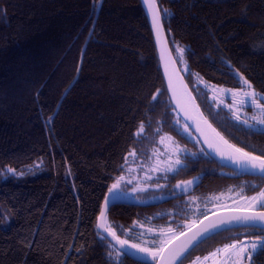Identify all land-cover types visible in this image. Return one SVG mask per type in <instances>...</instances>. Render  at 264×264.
Masks as SVG:
<instances>
[{"label": "trees", "instance_id": "trees-1", "mask_svg": "<svg viewBox=\"0 0 264 264\" xmlns=\"http://www.w3.org/2000/svg\"><path fill=\"white\" fill-rule=\"evenodd\" d=\"M156 2L172 54L204 114L231 142L264 156V126L236 121L230 96L226 106L217 99L233 89L264 97V0ZM178 49H186L183 63ZM240 115L255 124L251 117L260 113L245 105ZM183 125L140 0H0V264H146L117 258V248L100 239L101 205L120 176L132 181L124 180L115 195L126 202L112 204L106 218L134 243H151L149 228L157 237L169 226L179 234L202 213L223 208L220 195L261 187L264 178L201 152ZM177 145L188 155L180 157L186 167L142 181L162 153L174 163ZM192 177L198 179L189 191L176 190ZM140 180L163 187L133 191ZM149 194L163 196L139 198ZM236 230L206 239L182 264L236 239Z\"/></svg>", "mask_w": 264, "mask_h": 264}, {"label": "snow or ice", "instance_id": "snow-or-ice-1", "mask_svg": "<svg viewBox=\"0 0 264 264\" xmlns=\"http://www.w3.org/2000/svg\"><path fill=\"white\" fill-rule=\"evenodd\" d=\"M145 3L149 5V11H152L155 7V0H145ZM158 20H159V12L158 10L153 14V23L154 26L158 27ZM179 53L181 54L180 62L183 63V53L186 49H178ZM243 80V84L247 86L248 89H251L252 86L249 82L241 77ZM169 89H172V81L171 78L169 79ZM242 95L239 100L234 101L235 105H239V107H234L232 105H228L227 107L232 112L234 119L238 122L243 123L245 126L252 128L256 125L264 126V97H260L254 90H241ZM235 95V93H234ZM153 99H157V97H153ZM253 106L256 110L259 111V116H252L251 120L255 121V124L250 123L248 118H242L240 113L241 107L243 106ZM181 121L177 119L176 124L179 125ZM206 123V121H205ZM192 127L191 124L185 120L183 125L184 132L187 133L189 136L192 133L189 129ZM211 128V125H208ZM159 131V130H157ZM197 131H200L197 128ZM143 132V125H141L140 133ZM212 132L215 133L216 137H219V140L222 142L223 145L227 146L228 149H231L232 152L239 154L231 155L226 153L218 144L209 141L208 137H205V143L208 145L209 149L215 151V153L220 156L222 160H229L232 164L235 165L237 169L239 168H251L254 171H259L261 178H264V156H254L250 152L244 151L242 148L236 147L233 144H230L227 140L224 139L223 136L220 135L219 132H216L215 129H212ZM138 133L137 135H139ZM164 137H161V143L164 142ZM171 140V137L167 138ZM199 141V138H196ZM201 152H204V149L201 148ZM165 153H162V155ZM174 154L176 155V159L174 163H168L166 167L160 168L159 166L154 167L151 169L153 172H164L167 173H178L186 167L184 164V160L180 157L183 155L184 159L188 158V155L185 154V150L181 149L178 145L175 146ZM131 155H135L132 153ZM190 155L194 156L195 153H191ZM207 155V152H205ZM127 162V158H126ZM9 172H12V169H8ZM147 179H152L151 176H147ZM198 179V178H196ZM124 176H120L115 183L108 189V192L111 196L115 197V195L121 191V183L124 182ZM126 183H132L131 180L126 181ZM195 180L193 181H186L183 182L184 187L180 184L176 186L177 189L181 191H187L188 187L193 185ZM157 187H163L162 185H157ZM145 191V188H134L133 191ZM247 199L250 203L244 207H233L231 209H227V211L236 213L235 215L227 216L226 218L219 219L215 222H210L207 225H203L202 227H197L196 223L193 222L190 225H184L185 231H180L179 235H176V230L173 229L171 226L168 227L167 232L163 228L159 229V237L151 235L153 232L152 228L148 229L149 239L151 243H130V237L121 239L119 235H117V229L113 227L106 218V211H107V202L109 197H105V206L101 208L99 214V223L97 224L98 229H102L104 232H107L108 236L112 238L119 246L116 249L117 258L121 254H127L125 249H134L139 253L145 254L146 257H151L152 261H156L157 264H182L183 259L187 258L188 255L191 254V251L198 248L201 244L204 243L206 239H210L213 235H220L221 231L228 230L225 228L226 225H236L239 227H243L245 229H250V232L242 233V235H253L257 232L264 233V211H255L253 209H264V190H261L256 196L244 198ZM235 203V201H234ZM205 219H208L207 213H202ZM216 215V213H213ZM135 224V222H134ZM201 224L203 222L201 221ZM107 225V226H106ZM193 228L197 230L193 232ZM168 233H171L172 236L169 238ZM187 233H192L191 236L187 238V240L183 243V245L178 249L173 251L169 248V245L172 243L173 239H179L180 236H186ZM145 234L141 233L143 237ZM100 239H106L104 236H100ZM159 239V245H157L156 240ZM109 248H113L114 246L112 243L107 245ZM260 250H264V236H258L256 241H248V240H239L237 237L235 242L230 244H225L222 248H218L214 250L212 253H209L208 256L203 258L197 257V261L201 259L203 261H208L210 258L219 257V259L214 261V264H245V260L251 264V259L255 253ZM167 253V255H166ZM109 255L111 256L112 253L110 252ZM193 264H197L196 261Z\"/></svg>", "mask_w": 264, "mask_h": 264}, {"label": "water", "instance_id": "water-1", "mask_svg": "<svg viewBox=\"0 0 264 264\" xmlns=\"http://www.w3.org/2000/svg\"><path fill=\"white\" fill-rule=\"evenodd\" d=\"M141 6L144 10V13L147 17L148 24L151 30L153 42L155 45L158 61H159V67L161 70V74L163 77L164 85L166 88V92L168 95V98L170 100L171 105L173 106L174 110L178 114V116L183 120L185 123V120L189 124L192 125L190 128L191 132L196 136V138H199V142L204 148V150L207 152V154L212 157L215 161L220 163L222 166L229 168L233 171H236L238 173H241L246 176H258L261 177L259 171H254L251 168H239L237 169L234 164H232L229 160H222L220 156H218L215 151L208 148V145L205 143V137H208L209 141L214 142L218 144L226 153L231 155L238 156L239 154H236L232 152L231 149H228L227 146L223 145L222 142L219 140V137L215 136V133L212 132V129H215L216 132H219L221 136L224 137L225 140H227L230 144L237 146L233 142H231L229 139H227L215 126L214 124L208 119V117L204 114L202 111L198 101L196 100L191 88L189 87L188 83L186 82L182 72L179 69V66L172 54V51L170 49V46L168 44L167 36L164 30V26L162 23L161 13L158 7V4L155 0V7L152 11H149V5L145 3V0H140ZM158 10L159 12V20H158V27L154 26L153 23V14ZM171 78L172 81V89H169V79ZM206 121V123H205ZM208 125H211V128L208 127ZM197 128L200 129V131H197ZM240 148V147H239ZM244 150V149H243ZM246 151V150H244ZM248 152V151H246ZM251 153V152H250ZM254 156H260L257 154H253ZM106 196L109 197V200L107 202V210L108 208L117 202H126L123 199H120L118 197H113L110 194H107ZM105 196V197H106ZM105 206V198L102 202L101 208ZM227 209L231 208H221L217 209L213 212L208 213V219H205L203 216L200 218L196 223L197 227H202L203 225H207L210 222H215L219 219L226 218L230 215H235L236 213H232L227 211ZM101 210V209H100ZM254 210V209H253ZM255 211H264V209H258ZM213 213H216V215H213ZM100 214V212H99ZM201 221L203 224H201ZM99 217L97 220V224L99 223ZM226 229H235V228H242L236 225H226ZM101 233L107 238V240L112 243L117 249L119 246L116 244L114 240L110 236H108L107 232H104L102 229H99ZM197 229L193 228V232H195ZM185 231V230H183ZM225 231V230H224ZM223 232V231H221ZM192 233H187L186 236H180L179 239H173L172 243L169 245V248L173 251L178 250L183 243L187 240L189 236H191ZM179 235V234H178ZM126 255L133 258L134 260H137L142 263L146 264H157L156 261H152L151 257H146L143 254L138 253L134 249H125ZM167 255V253H166Z\"/></svg>", "mask_w": 264, "mask_h": 264}, {"label": "rangeland", "instance_id": "rangeland-1", "mask_svg": "<svg viewBox=\"0 0 264 264\" xmlns=\"http://www.w3.org/2000/svg\"><path fill=\"white\" fill-rule=\"evenodd\" d=\"M249 91V90H248ZM234 93H235V95H234ZM222 95L223 96H218V103L221 105V106H226V103H225V96L226 95H228V96H230V98L232 99L230 102H231V105L232 106H234V107H239V105H235L234 104V101H237V100H239L240 99V97H241V95H242V92H241V90H236V89H233V91L232 90H224V91H222ZM216 99V100H217ZM242 108L243 107H241V110H240V113H242ZM229 109V108H228ZM239 113V114H240ZM190 130V129H189ZM165 145H167V144H165ZM174 150H172V152H173ZM166 153V152H165ZM157 162V165L159 166V167H161V168H164V167H166L167 166V164L169 163V157H168V155H162V157L161 158H159L157 161H155V163ZM171 163V162H170ZM130 170H131V173H134V171H136V169H135V167L134 166H131L130 167ZM130 175H134V174H130ZM155 175V172H153V171H151V169L150 170H148V171H146V172H143V174H142V181H145V180H149V179H147L146 177L147 176H151V177H153ZM125 180L126 181H128L127 179H130L131 177L127 174L126 176H125ZM133 179V178H132ZM193 180H195V182L197 181V179L195 178V177H192V178H189V179H186V180H181V181H178L177 183H176V186L178 185V184H180L182 187H184V185H183V182H186V181H193ZM141 180L139 181V182H137V183H135V184H137L140 188H145V191H141V192H147V191H149L150 189H159L160 187H157V185H155V184H153V183H150V182H148V185H145V184H141V182H142ZM194 185V184H193ZM193 185H191V186H189L188 187V190L187 191H189L192 187H193ZM137 188V187H136ZM176 190L177 191H179V189H177L176 188ZM261 190H264V185L262 186V187H260L259 189H257L256 191H254V192H252V193H250V194H248V195H243V196H237V197H234V196H231L230 194H222V195H220L219 197H217V201H219L220 199H222V198H224V199H228V200H225V201H223V204L221 205V207H223V208H233V207H240V208H244V207H246L250 202L247 200V199H242L241 197H244V198H248V197H252V196H256ZM139 191V190H138ZM130 192H132V189H129L128 191H127V193L129 194ZM150 195H152V194H149V195H145L144 197H139V198H141L143 201H155V200H158L159 198H161L162 196L161 195H153V196H150ZM230 195V196H229ZM234 201H235V203H234ZM216 208H221V207H219V206H215ZM165 232H167V230L165 231ZM178 233L176 232V235H177ZM168 236H169V238H171V236H172V234L171 233H168ZM235 240L236 239H230V238H226L225 240H224V244H221V245H218V246H216V247H214L213 249H211L210 251H208V252H206L205 254H203V255H196L194 258H192L191 260H189V261H187V262H185L184 264H193V262L194 261H196L197 262V264H214V261L215 260H217V259H219V257H216V258H210L208 261H203L202 259L200 260V261H197V257H200V258H203V257H205V256H208L209 255V253H212L214 250H216V249H218V248H222L225 244H230V243H233V242H235ZM130 243H134V242H130ZM143 244V243H142ZM158 245H159V240H158ZM139 253V252H138ZM140 254H142V253H140ZM143 255H145V254H143Z\"/></svg>", "mask_w": 264, "mask_h": 264}, {"label": "flooded vegetation", "instance_id": "flooded-vegetation-1", "mask_svg": "<svg viewBox=\"0 0 264 264\" xmlns=\"http://www.w3.org/2000/svg\"><path fill=\"white\" fill-rule=\"evenodd\" d=\"M264 185V182H262L261 187ZM222 200H227L222 198ZM254 210H258V209H254ZM238 229L236 230V235L238 236L239 240L243 241V240H248V241H256L258 239V236H264V233L261 232H257L256 234L253 235H242V233H246V232H250V229H245V228H235ZM230 230V229H229ZM226 231V230H225ZM264 255V250H260L257 253H255L251 259V264H264V260L262 258V256ZM245 264H249V262L247 261V259L245 260Z\"/></svg>", "mask_w": 264, "mask_h": 264}]
</instances>
